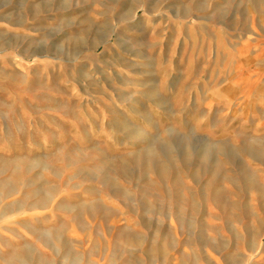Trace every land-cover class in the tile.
<instances>
[{"label":"rangeland","instance_id":"obj_1","mask_svg":"<svg viewBox=\"0 0 264 264\" xmlns=\"http://www.w3.org/2000/svg\"><path fill=\"white\" fill-rule=\"evenodd\" d=\"M0 264H264V0H0Z\"/></svg>","mask_w":264,"mask_h":264}]
</instances>
